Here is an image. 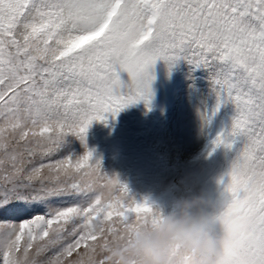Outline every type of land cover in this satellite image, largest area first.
I'll use <instances>...</instances> for the list:
<instances>
[{"label":"snow or ice","instance_id":"6c2138e0","mask_svg":"<svg viewBox=\"0 0 264 264\" xmlns=\"http://www.w3.org/2000/svg\"><path fill=\"white\" fill-rule=\"evenodd\" d=\"M181 58L215 68L206 126L234 106L207 147L236 146L217 219L248 222L223 232V264H264V0H0V264L48 252L46 264H116L114 242L160 222L158 206L102 171L86 134L148 107L156 61ZM19 211L27 218H7Z\"/></svg>","mask_w":264,"mask_h":264},{"label":"rangeland","instance_id":"374dc122","mask_svg":"<svg viewBox=\"0 0 264 264\" xmlns=\"http://www.w3.org/2000/svg\"><path fill=\"white\" fill-rule=\"evenodd\" d=\"M151 71L154 79L149 106L141 101L114 119L109 115L106 122L93 121L86 134L87 148L101 161L102 171L117 176L137 201L146 198L165 213L171 211L179 195L203 192L213 199L221 197L236 146L231 151L221 147L210 156L207 153L210 140L222 128L230 127L234 115V106L229 103L220 108L210 125L201 118L202 113L211 114L216 103L212 89L215 68L196 66L181 58L171 67L157 60ZM120 77L128 80L126 72ZM67 140L76 155L84 152L79 139L69 136ZM44 175H48L47 170ZM7 218H27V213L14 212ZM216 232L223 234L222 226L217 225ZM23 246L22 241L21 251ZM51 255L37 257L38 264H46ZM75 257L73 253L69 259Z\"/></svg>","mask_w":264,"mask_h":264},{"label":"clouds","instance_id":"9594fccd","mask_svg":"<svg viewBox=\"0 0 264 264\" xmlns=\"http://www.w3.org/2000/svg\"><path fill=\"white\" fill-rule=\"evenodd\" d=\"M225 208L222 197L213 199L203 192L179 195L171 211H162L158 224L140 226L130 237L114 242L112 256L116 264H223L226 240L217 234V225L223 233L248 223L238 215L230 225H221L217 217Z\"/></svg>","mask_w":264,"mask_h":264}]
</instances>
